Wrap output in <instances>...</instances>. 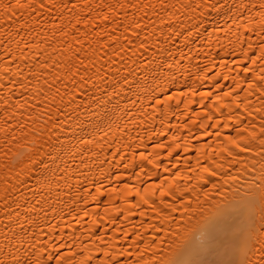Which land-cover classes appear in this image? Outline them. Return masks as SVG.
I'll use <instances>...</instances> for the list:
<instances>
[{
  "label": "bare ground",
  "instance_id": "1",
  "mask_svg": "<svg viewBox=\"0 0 264 264\" xmlns=\"http://www.w3.org/2000/svg\"><path fill=\"white\" fill-rule=\"evenodd\" d=\"M0 264H264V0H0Z\"/></svg>",
  "mask_w": 264,
  "mask_h": 264
}]
</instances>
